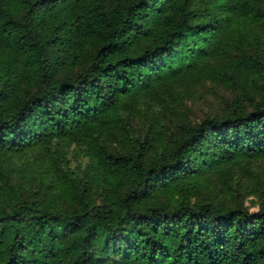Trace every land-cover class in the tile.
<instances>
[{
  "label": "trees",
  "instance_id": "16d2710c",
  "mask_svg": "<svg viewBox=\"0 0 264 264\" xmlns=\"http://www.w3.org/2000/svg\"><path fill=\"white\" fill-rule=\"evenodd\" d=\"M203 76L220 115L135 123ZM0 264H264V0H0Z\"/></svg>",
  "mask_w": 264,
  "mask_h": 264
},
{
  "label": "rangeland",
  "instance_id": "374dc122",
  "mask_svg": "<svg viewBox=\"0 0 264 264\" xmlns=\"http://www.w3.org/2000/svg\"><path fill=\"white\" fill-rule=\"evenodd\" d=\"M254 88L257 94L263 93L261 89L258 91L259 88ZM238 92L237 86L228 84L219 77L203 76L178 82L162 88L155 96L138 101L135 123L142 126L148 121L170 130L186 122L198 123L206 115H220ZM74 147L75 145L70 150L72 151ZM69 155L73 165L79 163L84 165L87 161L85 157L77 158L78 156H74L73 153ZM219 187L220 190L212 187L210 189L220 199L228 201L229 193ZM239 198H242L244 205L251 211L258 209V199L255 195L244 194Z\"/></svg>",
  "mask_w": 264,
  "mask_h": 264
}]
</instances>
